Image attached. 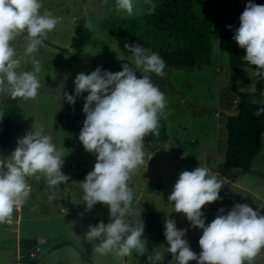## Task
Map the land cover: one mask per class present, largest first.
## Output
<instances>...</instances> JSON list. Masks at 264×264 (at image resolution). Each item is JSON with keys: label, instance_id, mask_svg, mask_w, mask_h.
I'll return each mask as SVG.
<instances>
[{"label": "rangeland", "instance_id": "rangeland-1", "mask_svg": "<svg viewBox=\"0 0 264 264\" xmlns=\"http://www.w3.org/2000/svg\"><path fill=\"white\" fill-rule=\"evenodd\" d=\"M193 12L208 19L210 48L198 55L193 67H165L163 77L151 74L152 81L165 94L166 106L159 119L167 125L168 140L163 143L143 142L144 163L135 169L129 179L133 190L129 223H144L151 211H159L164 218L174 219L177 228L186 229V238L200 236L202 229L191 227L183 212L172 210L168 195L178 175L198 165L208 167L223 182L221 199L206 203L202 211L210 222L224 207L225 213L235 203H248L254 209L264 201V134L263 148L252 163L250 172L224 167L227 148V116L236 112L237 96L230 83L229 55L220 48L219 19H239L247 0H192ZM254 3H261L254 0ZM41 12L57 18L55 28L46 34L33 56L41 63L37 74L41 83L35 98H16L21 115L15 123V134L8 147L0 150L7 156L16 147L17 138L34 127H43L52 141L65 154L62 172L69 181L49 186L43 174L28 178L29 197L12 217L0 222V264H149L147 256L152 249L164 255L161 264H175L172 254L166 252V240H146L144 254L117 257L114 253L99 254L94 248L98 241H90L91 252L85 243L88 225L109 222V208L97 202L86 210L82 201L81 180L95 163L96 154L86 151L78 139L80 130L66 127V118L56 124V117L78 115L84 120L82 93L70 104L64 92L73 93L74 77L86 74L97 66L118 71L123 63L131 66V53L125 43L138 42L148 48L146 40L133 35V27L146 14L145 0H133V12L117 11L114 0H42ZM85 25L91 37L81 48L72 47L76 28ZM27 35L23 33L13 45L23 56ZM67 48V50H63ZM149 49V48H148ZM30 59H23L21 68L31 70ZM255 65L244 60L239 71L241 92L253 91L263 77L254 74ZM137 76H141L138 70ZM264 84V81H263ZM11 97L0 92V104ZM54 193V195H53ZM53 198L49 200V196ZM73 204V208L70 207ZM264 214V208L260 209ZM67 242V243H66ZM264 264V248L252 261Z\"/></svg>", "mask_w": 264, "mask_h": 264}, {"label": "clouds", "instance_id": "clouds-1", "mask_svg": "<svg viewBox=\"0 0 264 264\" xmlns=\"http://www.w3.org/2000/svg\"><path fill=\"white\" fill-rule=\"evenodd\" d=\"M114 3L117 11L132 14L133 0ZM41 8L42 0H0V92L7 91L12 98H35L41 87L37 75L41 63L33 54L57 24V18L41 12ZM22 33L27 34L23 56L13 45ZM232 39L244 49L243 59L256 66L254 74L264 76V4L247 0ZM124 47L131 53V66L123 63L118 71L97 66L87 74L79 72L74 77L73 93H63L74 104L87 92L78 139L86 151L96 154V160L81 180L82 201L86 210L97 202L109 208V222L89 224L85 238L98 241L94 248L97 253L111 252L117 257L148 251L142 238L144 223L126 219L134 196L128 182L131 173L144 163L143 138L149 133L158 135L159 118L166 106L165 94L151 79V74L165 75L164 59L135 41ZM25 58L30 59L31 70L21 68ZM137 70L142 73L139 77ZM262 112L264 107L255 115ZM64 157L51 135L43 127L34 126L17 138L10 154H0V222L11 218L29 197V177L43 174L49 186L69 181L61 170ZM222 184L213 171L200 165L178 175L168 201L174 202L172 210L183 212L190 226L202 229V234L197 254L185 236L186 229L177 228L172 218L165 219L166 252L172 254L175 264H188L190 260L197 264H252L264 248V214L260 212L264 201L256 203L255 209L248 203H235L226 213L222 206L219 214L205 223L202 206L221 199ZM163 260V253L155 249L147 256L149 264H161Z\"/></svg>", "mask_w": 264, "mask_h": 264}, {"label": "trees", "instance_id": "trees-1", "mask_svg": "<svg viewBox=\"0 0 264 264\" xmlns=\"http://www.w3.org/2000/svg\"><path fill=\"white\" fill-rule=\"evenodd\" d=\"M261 3L264 0H259ZM153 5L155 6L153 8ZM192 0H145L146 14L141 23L133 27V35L146 40L150 51L157 52L165 61V67L189 68L195 64L198 55L207 54L210 48V28L208 19L196 15L192 10ZM152 9V10H150ZM220 48L229 55L230 83L237 96V110L227 116V148L224 167L238 168L250 172L252 163L263 148L264 112L255 115L258 108L264 107V76L258 81L256 90L241 92L239 71L244 63V49L232 39L239 19L223 17L219 19ZM231 25V27H228ZM27 35L26 33H23ZM91 33L85 25L76 28L72 47L81 48L90 39ZM67 50V48H63ZM22 109L16 98L8 97L0 104V150L10 145L15 134V123ZM66 118V127L80 130L82 122L78 115L64 114L56 117V124ZM167 125L159 119L158 135L149 133L143 142L163 143L168 140ZM73 208V204H70ZM164 215L159 211L147 213L144 221L143 239L164 240ZM200 236L188 238L190 247L197 254ZM67 243V242H66ZM84 243L91 252L90 241ZM169 262L166 255L165 264ZM188 264H197L190 260Z\"/></svg>", "mask_w": 264, "mask_h": 264}, {"label": "built area", "instance_id": "built-area-1", "mask_svg": "<svg viewBox=\"0 0 264 264\" xmlns=\"http://www.w3.org/2000/svg\"><path fill=\"white\" fill-rule=\"evenodd\" d=\"M10 220V219H9Z\"/></svg>", "mask_w": 264, "mask_h": 264}]
</instances>
